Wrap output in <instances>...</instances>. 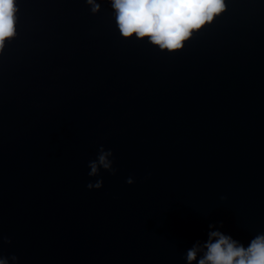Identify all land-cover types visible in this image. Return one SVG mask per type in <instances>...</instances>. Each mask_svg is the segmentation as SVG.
I'll list each match as a JSON object with an SVG mask.
<instances>
[{
  "label": "water",
  "instance_id": "water-1",
  "mask_svg": "<svg viewBox=\"0 0 264 264\" xmlns=\"http://www.w3.org/2000/svg\"><path fill=\"white\" fill-rule=\"evenodd\" d=\"M98 2L17 0L0 52V252L188 264L214 230L247 247L264 233V0H226L171 52L122 37ZM101 145L117 171L89 176Z\"/></svg>",
  "mask_w": 264,
  "mask_h": 264
},
{
  "label": "clouds",
  "instance_id": "clouds-1",
  "mask_svg": "<svg viewBox=\"0 0 264 264\" xmlns=\"http://www.w3.org/2000/svg\"><path fill=\"white\" fill-rule=\"evenodd\" d=\"M93 14L101 11L98 0H85ZM114 9L115 22L122 37L147 39L161 50L177 51L185 47V42L193 34L212 23L227 9L226 0H110ZM19 7L17 0H0V52L5 41L17 35L16 24ZM113 152L100 146L97 159L89 162V176H99L101 168L115 174ZM133 177L127 179L134 183ZM103 178L88 183L89 189L103 187ZM226 200L227 197H221ZM222 226V222H221ZM215 225H210L214 228ZM11 244V238L0 232V249L3 244ZM264 264V233L255 236L247 247L219 230L209 232L206 242H197L187 250L188 264ZM19 257L4 256L0 252V264H18Z\"/></svg>",
  "mask_w": 264,
  "mask_h": 264
}]
</instances>
